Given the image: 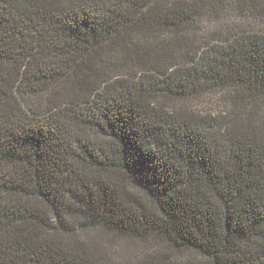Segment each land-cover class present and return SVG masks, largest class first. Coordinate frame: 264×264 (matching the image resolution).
<instances>
[{
	"label": "trees",
	"instance_id": "obj_1",
	"mask_svg": "<svg viewBox=\"0 0 264 264\" xmlns=\"http://www.w3.org/2000/svg\"><path fill=\"white\" fill-rule=\"evenodd\" d=\"M0 264H264V0H0Z\"/></svg>",
	"mask_w": 264,
	"mask_h": 264
}]
</instances>
